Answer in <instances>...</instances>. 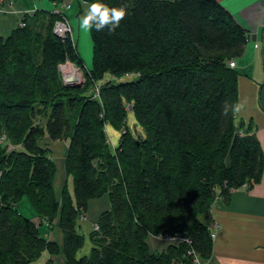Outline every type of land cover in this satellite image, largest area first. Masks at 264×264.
<instances>
[{
	"label": "trees",
	"instance_id": "16d2710c",
	"mask_svg": "<svg viewBox=\"0 0 264 264\" xmlns=\"http://www.w3.org/2000/svg\"><path fill=\"white\" fill-rule=\"evenodd\" d=\"M48 1L53 11L25 13L0 35V264H31L43 251L67 264L210 258L214 205L264 171L251 123L236 120L240 73L230 61L243 54L247 32L217 0H82L126 16L112 33L90 31L93 66L82 87L67 86L60 65L82 61L72 31L54 30L70 25L63 0ZM107 75L131 79L98 85ZM60 140L74 194L68 182L55 191L48 142ZM104 196L110 208L81 253L80 220ZM25 198L37 220L20 212ZM54 223L62 243L41 233ZM150 237L179 239L153 250Z\"/></svg>",
	"mask_w": 264,
	"mask_h": 264
},
{
	"label": "crops",
	"instance_id": "0c3cea01",
	"mask_svg": "<svg viewBox=\"0 0 264 264\" xmlns=\"http://www.w3.org/2000/svg\"><path fill=\"white\" fill-rule=\"evenodd\" d=\"M76 1L78 14L79 12L82 14L84 8L88 10L89 5L82 0H63L60 8L71 9ZM217 2L248 34L244 52L235 60V68L240 73L236 120L238 123L244 122L246 126L251 123L252 132L256 133L264 153V0H217ZM38 8L35 0H1L0 35L9 36L25 13ZM70 27L73 33L71 24ZM111 129V138L114 144H117L118 131ZM54 143L61 146L58 148ZM48 144L53 156L56 153L54 146L60 150L65 164L67 149L65 141H49ZM54 160L56 162L55 158ZM65 177L63 184L59 186V193L56 191L55 180L57 194H60L68 180L67 176ZM110 205L107 196L89 202L85 215L88 216L86 222L89 223L90 231L92 222L96 221L103 211L109 209ZM212 215L216 232L212 255L202 260L200 264H264V171L259 183L252 186L243 185L234 190L228 203L222 202L213 207ZM31 218L37 220L35 212ZM82 220L80 230L85 235V221ZM40 230L48 239L62 243L63 234L58 224L54 223L50 228L43 224ZM152 238H159H149V245L153 250H160L168 244L153 242ZM62 259L60 256L49 255L48 262L53 260L62 263L57 262Z\"/></svg>",
	"mask_w": 264,
	"mask_h": 264
},
{
	"label": "rangeland",
	"instance_id": "374dc122",
	"mask_svg": "<svg viewBox=\"0 0 264 264\" xmlns=\"http://www.w3.org/2000/svg\"><path fill=\"white\" fill-rule=\"evenodd\" d=\"M35 1L37 2V4H38L40 9H46V10H50V11H53L55 9L54 4L52 2H50V1H48V0H35ZM77 4L78 3L76 1L73 4V7L71 9H69V7H68L64 11H65L67 17L69 18L71 26L73 27V33H72L73 40H74V43L76 45L77 52H78V54L80 56V59L82 61V67H79V66L75 65L71 61H67L64 64H61L59 68H60V71H61V74H62V79H63V75H64L63 73L64 72L62 71L61 67L63 65L68 64V63L72 64L79 71V73L82 76V79L75 81L74 86H78L80 84L81 86H78V87H82L85 84V82H86V76H85L84 72L90 70L92 68V66H93V43H92V38H91L90 31L89 30H83L80 27L81 18L86 14L87 9L84 8L83 9V13L80 14V12H79V14H78V6H77ZM21 24H22V18L20 19L18 25H21ZM110 79H113L114 82L118 83V82L126 81V80L131 79V78L130 77L129 78L122 77V79L119 80V79L111 77L110 75H107L102 81H99L97 84L98 85H102L103 83H105L106 81H108ZM97 87H99V86H97ZM94 90L95 89H93V91ZM130 116H131V118L129 119V123L128 124H131V121L133 119L132 115H130ZM111 130L112 129L110 127L107 130V133L109 135L110 140L112 139L111 138V133H110ZM119 136L120 135L118 133V137ZM54 145L57 146L58 148L61 146V144L56 145L55 143H54ZM55 146H54V148H55V152L56 153L54 154V158L56 159L57 166H58L57 167V174H56V181H57V185H56L57 190L56 191H57V193H59V191H60V187L59 186L61 184H63L64 179L66 178L65 177L66 176V172H65V169H64L65 165H64L62 153ZM66 182H68V187H69L70 191L73 192V194H74L73 178L71 176H69L68 180ZM18 208H19L20 212L23 215H25V216L31 217L32 214H34V210L32 211V206L30 205L29 201L26 198L23 199V201H21L19 203ZM87 218H88V216L85 215L83 220L81 219L82 221H85V223H84L85 245H84L81 253H88L90 251V249H91V242L89 240L90 229H89V223L86 222ZM202 219H203V217H202ZM94 224H97V223L95 221L92 222V229H93V225ZM178 239L179 238H172V239H168V238L153 239L152 238L151 240H153V242L155 241V242L161 243V242H167V240H170V241H175L176 240V241H178ZM48 260H49L48 252L47 251H43L38 258H36L33 262H31V264H46L48 262ZM63 261L64 260L62 259L61 261H57V262H63ZM50 264H56V262L52 260V261H50Z\"/></svg>",
	"mask_w": 264,
	"mask_h": 264
},
{
	"label": "clouds",
	"instance_id": "9594fccd",
	"mask_svg": "<svg viewBox=\"0 0 264 264\" xmlns=\"http://www.w3.org/2000/svg\"><path fill=\"white\" fill-rule=\"evenodd\" d=\"M126 12L123 8H109L102 2L92 3L81 18L80 27L83 30L103 31L108 28L112 33L120 26L121 21L125 18Z\"/></svg>",
	"mask_w": 264,
	"mask_h": 264
},
{
	"label": "built area",
	"instance_id": "2783aa9c",
	"mask_svg": "<svg viewBox=\"0 0 264 264\" xmlns=\"http://www.w3.org/2000/svg\"><path fill=\"white\" fill-rule=\"evenodd\" d=\"M54 30L59 36L64 38V37H66L67 33H70V26L68 23L59 21L55 24ZM230 66L235 67V61H230ZM217 205L218 204H215L214 206H217ZM93 229H95V230L98 229V225L94 224ZM215 236H216V232L214 231L212 233V237L214 238ZM168 239H172V238L169 237ZM56 264H67V263L62 262V263H56Z\"/></svg>",
	"mask_w": 264,
	"mask_h": 264
},
{
	"label": "bare ground",
	"instance_id": "6f19581e",
	"mask_svg": "<svg viewBox=\"0 0 264 264\" xmlns=\"http://www.w3.org/2000/svg\"><path fill=\"white\" fill-rule=\"evenodd\" d=\"M70 26V25H69ZM70 32H71V27H70ZM62 71L64 72L63 76L64 77H69V76H77L78 79H82V76L81 74L79 73V71L70 63L66 64V65H63L61 67ZM83 219V217H82Z\"/></svg>",
	"mask_w": 264,
	"mask_h": 264
},
{
	"label": "water",
	"instance_id": "95a60500",
	"mask_svg": "<svg viewBox=\"0 0 264 264\" xmlns=\"http://www.w3.org/2000/svg\"><path fill=\"white\" fill-rule=\"evenodd\" d=\"M76 80H79L77 76H69V77L63 76V82L67 86H74V83ZM78 86H81V85L79 84Z\"/></svg>",
	"mask_w": 264,
	"mask_h": 264
}]
</instances>
